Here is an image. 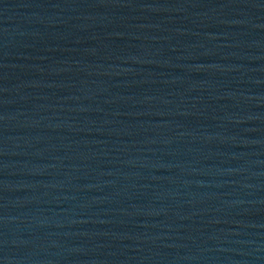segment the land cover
<instances>
[{
    "label": "water",
    "instance_id": "obj_1",
    "mask_svg": "<svg viewBox=\"0 0 264 264\" xmlns=\"http://www.w3.org/2000/svg\"><path fill=\"white\" fill-rule=\"evenodd\" d=\"M264 210V0H0V264H180Z\"/></svg>",
    "mask_w": 264,
    "mask_h": 264
}]
</instances>
